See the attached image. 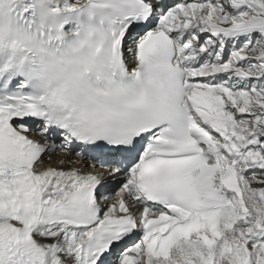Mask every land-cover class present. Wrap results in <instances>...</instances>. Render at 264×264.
<instances>
[{"label":"snow or ice","instance_id":"1","mask_svg":"<svg viewBox=\"0 0 264 264\" xmlns=\"http://www.w3.org/2000/svg\"><path fill=\"white\" fill-rule=\"evenodd\" d=\"M0 264H264V0H0Z\"/></svg>","mask_w":264,"mask_h":264}]
</instances>
